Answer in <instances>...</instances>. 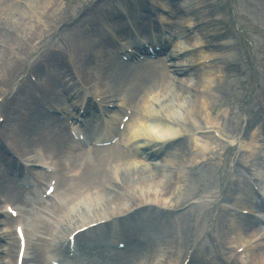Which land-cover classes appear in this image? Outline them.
I'll use <instances>...</instances> for the list:
<instances>
[{
    "label": "bare ground",
    "instance_id": "bare-ground-1",
    "mask_svg": "<svg viewBox=\"0 0 264 264\" xmlns=\"http://www.w3.org/2000/svg\"><path fill=\"white\" fill-rule=\"evenodd\" d=\"M21 1L31 2L34 7L33 18H37L39 23L45 19L51 21L55 18L53 10L57 2L56 0ZM6 8L19 14L23 13L16 4L10 3L4 8L0 2V12ZM176 9L181 11L180 7L176 6ZM141 10L145 11L144 8ZM113 15L103 17V14L100 13L98 15L100 18L95 20L84 15L77 21L88 29L84 31V35H87L91 31L97 36V41L82 40L81 43L79 42L76 45L78 50L82 49L84 52L83 59H81L82 67H78L76 72L84 84H89L92 81L91 78H85L84 75L86 73L91 74V71L94 69H97L96 80L99 84L107 81L116 82L117 85L118 82L119 87L127 80H132L133 82L132 72L134 70L136 72V70L143 69L139 65L138 67L130 66L123 71L124 64L120 63L117 57L106 53V47L101 48V46L107 45V47H112V43L110 41L107 42L108 38L116 42L115 38L119 37V40L123 42L125 37L129 36V30L139 34L144 31L146 26L154 28L158 26V23H145L143 16L138 15V13L133 14L129 19L119 17L121 22L115 16V11H113ZM22 17L27 21H22L21 23L14 21V24L31 27L32 16L23 13V16L21 15L20 18ZM170 17L167 20L172 21ZM100 22H104L102 26L105 28V32H101L100 27L95 25ZM105 23L108 24L106 25ZM183 23L185 21L180 18L179 27L185 29ZM163 24L159 23V26ZM73 29L79 30L80 27L73 25ZM106 33L109 34V37ZM183 34H185V31H183ZM2 37L6 38L5 35ZM146 39L145 42L155 44L158 47L165 45L163 40H156L155 42L151 38ZM216 40H213L214 43L209 41L206 46L222 49L223 46L218 45ZM185 43L191 47L193 39L187 37ZM181 51V48L178 47L167 58L160 56L159 53H154V58L147 65L149 67L151 65L149 63H164L165 66H170V72L174 75L168 76L167 71L158 72L152 68L140 81L142 83L146 80L144 81V85H134L124 99L119 97L123 103H135L133 115L125 126L122 140L130 145H134L133 152L138 154L144 162L154 163L150 167L142 166L141 170L136 171L137 164L120 160L121 157L116 151L90 149V152H86L77 150L75 147L73 150L71 149L74 163L71 171L68 172L69 177L67 180L63 175L61 177L63 184L61 183L60 185L64 191L63 196L61 198L58 197L56 203L50 200L48 203L40 206L38 211H42V217L32 215L26 226L24 233L26 247L23 264H47L50 259L59 258L65 250V248L62 249L63 244H65L66 237L70 232L72 233L88 224L105 220L109 221L107 225L96 227L95 229H99L93 232H91L93 229H90L77 237H81L90 231V234H87L88 236L86 235L83 238L87 237L86 240L95 239L97 243H104V239L106 242H111L112 229L122 226V230H128L126 232L128 241L135 246V249L141 252V255L134 254L133 249H130V253L126 255L120 251L117 254L111 253L105 255L103 250H97L100 248H94L92 250H94L97 257L95 262H86L84 264H157V262H159L158 264H173L172 255L174 252L172 253V251H175V249H172V247L175 244V236L169 231L168 222L165 220L167 213L162 208L163 206H161L160 202L163 200H168L169 202L173 200V192L177 189V176L181 175L187 162L190 161V155L195 151L204 154L209 150L211 144H208V142L213 141L211 137L202 138L205 140L201 142L200 139L187 140V136L189 134H200L201 130L204 129L201 124L204 119L207 120V125H212L208 112L209 109L210 113L213 110L210 102L215 101L214 98H217L215 94L219 88L216 81H214L215 73H212L210 68L199 65V69L193 68L189 70V66H194V64L204 61L209 56L203 53L200 55L185 53L177 61L176 57ZM19 52L26 53L22 48L19 49ZM0 55L2 56L0 57V70L10 69V61L14 59L13 55H8L4 52L0 53ZM220 59H223L221 63L225 64V59ZM182 62L186 63L187 67H184L186 65H182ZM99 72L100 74L98 75ZM125 73L127 74L125 75ZM4 76H6V73H4ZM66 76L74 79L73 76L71 77V74ZM8 78V75L3 77V79ZM190 81L193 83L192 87L186 89L185 85L189 84ZM76 82L74 81L73 83V89L78 86ZM68 90L70 91L67 83L59 89L62 94L67 93ZM96 90L100 96L106 94L110 95L109 98L119 96L114 88H110L105 92H102L99 87ZM133 95L136 96L131 99ZM105 102L106 100L102 103ZM124 105L126 106V104ZM160 109H163L162 112ZM256 118L258 120L256 124L261 128L264 127L263 104H261L260 113H257ZM252 121H255L254 114L250 119V123ZM260 121L263 122V125H261ZM110 126L111 123L107 121L104 135L107 136ZM35 127H40V131L24 135L27 137L24 139V142L28 140L33 141L34 139H31V137L34 136L35 141L46 144L45 148L50 155H57V157L68 148L69 143H67L66 135L60 126L49 117L38 113L32 120V123L28 125L26 132L35 130ZM253 135L251 138L254 141ZM92 136L93 141H100L105 137L101 134ZM155 142H164V150L160 151L158 143L155 144ZM12 148L15 151L21 150L16 143L12 144ZM172 149L174 151H171ZM159 158L162 165L161 163L157 165L155 162ZM195 158H197V155L194 156ZM254 158V151L244 152L239 162L242 164L244 160H247L246 163H249ZM263 159L264 156H260L257 160ZM27 160L34 162L28 157ZM47 162L43 160L38 163L46 166ZM25 165L30 166L31 163H25ZM9 167L10 163L8 160L0 154V189H6V191L1 190L4 192L6 198L4 204L15 205V203L20 202L25 206H29L28 200L23 197V193L15 187V189H12L10 179L4 176L5 171L9 170ZM16 168L17 162L14 161L12 169ZM26 182L28 183V181ZM155 186H157L158 190L150 191V188ZM238 191L239 193L245 192L246 195L251 197L243 182H240ZM53 194L55 195L56 193ZM239 198L241 203L248 205V209H253V206L245 197ZM132 200H136V204H133ZM259 208H262V206H259ZM38 211H35V213H39ZM1 215L2 212H0V218ZM125 215L127 216L123 218ZM151 219H156L161 224H150ZM251 221L242 219L232 220L228 222L226 229L230 233V240H237L246 247L248 246L249 249H247L243 258L247 260V264H264V252L261 251L263 250V246H260L258 252L250 249L251 240L257 236L256 232L251 231L253 227ZM128 223L131 225L129 226ZM1 225L3 224L0 223ZM171 227L174 228L175 224H171ZM150 228L157 231L159 233L158 236H153L147 232ZM2 235H5V238L0 237V241H8L10 246L7 249H1L0 246V253L6 254V257L1 258V260L8 258L6 261L0 260V264H15V251H13V247H15V243L17 244V242L13 238V233L7 231ZM156 245H160L163 248V258L161 261H154ZM143 251L148 254L145 256ZM178 254L179 251L176 250L175 256Z\"/></svg>",
    "mask_w": 264,
    "mask_h": 264
},
{
    "label": "rangeland",
    "instance_id": "rangeland-1",
    "mask_svg": "<svg viewBox=\"0 0 264 264\" xmlns=\"http://www.w3.org/2000/svg\"><path fill=\"white\" fill-rule=\"evenodd\" d=\"M13 1L14 0H1L0 2L1 6L4 8L10 3L16 4V6L27 15H29L28 12L32 11V9L34 10L33 5L29 1H21V5L17 3L19 0H16V3ZM31 1L35 2L36 0ZM56 1L57 4L55 3L53 10L55 18L51 21L45 19L39 23V20L33 18V15L30 22L31 27L14 24V21L17 23L27 21L24 20L23 17L20 18L21 15L23 16V13L19 14L7 8L0 12V53L4 52L5 54L13 55V53H9L1 48L2 43L6 44L7 41H10L9 43H12V45H17L22 44V40L27 42L29 46L35 47L36 44L39 46L38 49L32 53V59L30 61L27 59L30 58L31 55L26 57L27 59L23 58L24 61L22 60V57L27 56L28 52L26 54H20L19 50L13 46L14 52L20 55L18 58V55L15 56L14 60L12 59V61H10V69L6 68L0 70V97L7 95L15 83L24 77L26 72L24 69L28 66L27 62L32 63L29 66L32 68L33 64L38 65V63H36L37 60H41L40 67L36 69L39 71L36 73L39 75V88L37 90L40 92V86L49 76L55 77L57 72H63L64 69L59 70L57 66L49 62L51 56H46L45 58L43 56L47 55L48 51H57V49H61L56 42L57 27L68 24L71 19L77 16L82 8L87 7L86 4L93 0ZM121 1H118L117 5L115 4V8L123 14L121 8H124V3ZM131 1L133 4V1L136 2L138 0ZM179 1L182 14H186L184 19L189 23H201L203 20L209 19L206 17L212 12L213 6L216 7L217 5L219 7V12L211 14L210 16H213L214 21H216V19H222L224 30L229 28L233 34V36H229V42L234 44L239 43V45L233 50L234 56L230 61L232 64L230 72H223L222 69L216 65V68H211V72L215 73L214 81L219 85L221 93L218 98H214L215 101L210 102L213 110L210 113L209 109V120L221 130V135L225 138L226 142L217 141L211 136L213 141L208 142V144H211L209 150L204 154L197 151L191 154V159L187 162L186 169L181 172L180 176H177V189L173 192V200L170 201L171 204L179 205L184 201L191 203L195 199H201V203L195 206H189V208L183 211L169 212V217L166 218L168 220L167 225L169 231L175 236L174 243L177 244H174L172 247V249H175V251H172V253L174 252L172 255V263L180 264L183 258L189 254L188 250L193 249V252L190 253V261L188 264H229V261H233V264H247V260L243 259V254L237 255L234 251L239 242L230 243V233L226 229L228 222H230V217L223 213L222 208L228 209L227 205L229 203L238 205L235 199V197H237L235 196L237 194L235 185H237V181L241 179V173L245 169H249V165L246 163L247 160L243 161L242 164L239 162L245 149L241 148L238 151V148L234 147V142L240 141L241 144H243L242 142L249 144L253 142L261 143L264 141V131L260 134V132H257L259 131L257 129L259 127L254 125L258 120L255 119L254 122L252 121L250 125L253 126L248 127V117L246 114L259 113V103H264V41L254 35L256 31L264 35V0H209L210 8H205L203 12H195V10H197L195 9V5L198 3L202 4L203 2L208 3V0ZM152 4L160 7L153 0L150 5ZM162 10L161 8V11ZM161 11L158 14H160ZM209 32L210 29L204 28L200 33L193 34L191 36L193 42L202 41V36ZM221 32H223V29ZM214 34L218 35V32ZM3 35H5L6 38H3ZM71 40L73 43H77L80 39L75 37ZM179 44L182 43L179 42ZM246 46L248 48L245 50ZM106 53H109V51L106 50ZM0 57L2 56L0 55ZM21 61L24 62L23 64L25 65H21ZM66 71L67 74L70 73L68 68H66ZM4 73H6V76H9L8 79H3V77H6ZM217 73L218 76L216 75ZM10 78L11 81L5 84V80L8 81ZM24 78L26 79V77ZM50 84L46 85L47 89L42 93L43 95L41 93L33 94L27 87H23L21 90L16 91L11 101L4 99L0 107L5 106L4 108L7 113L13 112L14 103L19 106H25L29 111L34 108H39L41 105L48 103L47 99H51L50 91H52L51 88L56 85V83L53 82ZM169 84H171V82H169ZM33 96L37 99L36 105V101L33 99L28 100V97L33 98ZM38 99H42V102L38 101ZM58 101L62 102L61 100ZM32 106L34 107L31 108ZM17 108L20 109L19 107ZM206 123L207 120L204 119L201 124ZM243 135L244 137L242 138ZM252 135L254 141L253 138H251ZM202 138L197 139H200L202 142L205 140ZM196 155L197 157L208 156L206 158L207 162L203 166L197 167L192 171L190 170V165L197 162L194 159ZM160 161L161 159L156 161L157 165L161 163ZM250 165H252V163H250ZM137 168L139 169L138 166ZM231 181H235V185L232 184ZM63 192L64 191L61 190V193ZM221 194L231 197L229 200L227 199V201H225L223 200L224 195ZM56 202L57 201H55V203ZM33 208L34 210L27 212V215L25 214L26 226L32 215L42 217V211H38L39 207ZM35 211L39 213H35ZM224 220L227 222H224ZM155 221L156 219H152V222ZM156 222L157 224H161L160 221ZM171 224H175V227L172 228ZM255 227H258V225ZM150 233L153 236L158 235L156 231H150ZM176 250L179 251V254L175 256ZM154 258V261H161L163 258L161 247L156 248ZM158 263L159 262H157V264Z\"/></svg>",
    "mask_w": 264,
    "mask_h": 264
}]
</instances>
